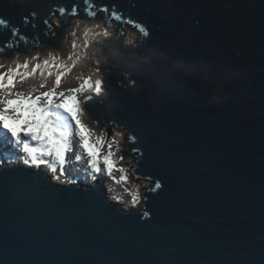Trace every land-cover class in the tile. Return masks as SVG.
I'll return each mask as SVG.
<instances>
[{"label": "water", "instance_id": "1", "mask_svg": "<svg viewBox=\"0 0 264 264\" xmlns=\"http://www.w3.org/2000/svg\"><path fill=\"white\" fill-rule=\"evenodd\" d=\"M73 2L0 0L1 54L58 49L71 15L57 9ZM96 3L150 32L118 22L103 53L115 41L153 67L105 62L108 93L85 115L136 137L124 157L137 153L133 176L153 185L139 212L81 173L60 184L44 168L0 167V264H264V0Z\"/></svg>", "mask_w": 264, "mask_h": 264}, {"label": "snow or ice", "instance_id": "2", "mask_svg": "<svg viewBox=\"0 0 264 264\" xmlns=\"http://www.w3.org/2000/svg\"><path fill=\"white\" fill-rule=\"evenodd\" d=\"M82 3L83 11L88 17L95 18L98 12L103 13L116 22L134 26L146 38L150 36L146 26L131 18H125L121 12L116 10L115 6H101L96 3V0H82ZM79 10L80 5L74 0L70 8L61 6L57 12L61 17L66 15L75 17L79 15ZM36 15L35 12H32L29 16H25L24 23H30V18ZM44 24H48V20H45ZM0 27L8 28L9 22L0 18ZM10 31L17 43L20 41L25 44L29 43L28 38L21 34L19 28L13 26ZM73 35H76L75 32ZM84 35L87 36L88 33L86 32ZM97 35L108 37L110 33L105 27L104 31ZM84 46H88L86 41ZM71 47L76 48V43H73ZM0 51H3V48H0ZM33 59L36 58L33 57ZM68 59L71 60L72 57L69 56ZM79 59L80 57L77 55L76 60ZM75 62L73 61V66ZM50 63L52 67L60 69L66 67L64 64H55L54 61L50 62L48 59L43 61V66L49 67ZM95 63L96 71H100L101 60L97 59ZM2 67L3 65H0V68ZM41 67V64L37 63L31 68V71L21 73L20 68H29V63L24 62L18 64L14 69L10 68L7 72L0 73V143L11 145L12 150L23 153L19 157L23 165L37 170L41 168L50 170L57 181L64 174V165L68 162L69 154H73L76 161L86 160L92 173L106 172L108 176L115 179L114 172H119L121 175L116 182H127L129 179L128 170L118 166L117 159H114L116 153L113 151V146L119 144L116 138L122 136V133L115 132L111 137L107 133L96 134L81 119L82 114L86 111L85 105L88 102L94 104L95 98L103 94V81L96 79L93 82L91 78H86L78 87L58 90L62 78L66 74L64 71H60L55 76L54 86L48 91H41L38 95H33L32 92L25 94L13 91L18 76L22 83L24 79L34 75ZM68 71H71V68ZM41 75H43V71H41ZM48 75L51 76L52 73L49 72ZM45 86L40 85L41 88ZM85 93L87 94L85 95ZM13 96L15 98H11ZM129 139L134 142L136 137L131 136ZM75 149L80 150L79 154H76ZM135 150L139 151V149ZM118 160L123 161L124 156L120 155ZM2 162L0 160V163ZM57 166H59V174H57ZM92 179L95 180L96 176L93 175ZM161 187L160 182L157 181L152 190L155 191ZM131 196L133 202L140 199L136 192H132Z\"/></svg>", "mask_w": 264, "mask_h": 264}, {"label": "rangeland", "instance_id": "3", "mask_svg": "<svg viewBox=\"0 0 264 264\" xmlns=\"http://www.w3.org/2000/svg\"><path fill=\"white\" fill-rule=\"evenodd\" d=\"M111 26V32H110V26L108 25V21L103 13L97 14L95 18L88 17L84 11H80L78 16H69L67 21V26L63 30L65 33V38L60 43L58 49H54L50 45L42 46H33L30 52L21 51V48L17 46L16 44L12 45V56L9 57L7 55V51L1 54L0 52V65H3L2 68H0V73L7 72L10 68L14 69L17 67L18 64H23L24 62L29 63L28 69L20 68L19 71L21 73L26 71H31V68L35 66V64L40 63L41 69L37 70V72L24 79V81L20 82V77L18 76L16 78L15 84L16 87L13 89L14 92H24L25 94L32 92L33 95H38L41 91H48L50 88L54 86L55 76L61 71L60 68L52 67L51 63L49 67L43 66V61L45 59H48L50 62H54L55 64H66L64 61H69V63H73L77 57V55L80 57L79 65L80 67L75 66H69L67 65L65 67L64 72L66 73L65 76L62 78V83L60 85V88L58 90H66L68 88H74L78 87L81 83H83L84 79L91 78V80L94 82L96 79H101L103 81V94L99 97H96L95 99L105 100L107 95V86H106V80H105V74L107 72V69L105 68V62H101L100 64V71H97L99 74H96V68L97 65L95 61L99 59L100 56L104 55L103 51L100 49L102 42L104 40H109L111 38H114L118 35L119 29L115 28V23ZM91 27H100L101 33L104 31L105 27L108 29L110 35L108 37H104L103 35H99L97 37V40L95 42H92L89 38L85 37L81 40L82 46L79 44V36L81 32L84 30H87ZM73 32H75V36L73 35ZM87 40L88 46L85 47V41ZM73 43H76L77 47L72 48L71 45ZM91 45V47H90ZM90 47V48H89ZM82 49L81 51H79ZM71 56L72 59H68V57ZM35 57L36 59H33ZM104 66V67H103ZM71 68V71H68V69ZM75 70V74L77 76H73V72ZM41 71H43V75H41ZM51 72L52 75L49 76L48 73ZM6 82V81H5ZM46 85L45 87L41 88L40 85ZM87 93H85L86 95ZM79 95V94H78ZM11 98H15L14 96ZM82 98V97H81ZM86 106V105H85ZM82 121L89 126L94 133L100 134V133H107L109 137L114 135L115 132L122 133V136L117 137V141H119L118 145L113 146V151L116 153V156L114 159H117L118 166L124 167L128 170L127 175L129 177L127 182H121L117 183L116 180L119 179L121 173L114 172L115 181L109 182L110 188H107L108 196L111 200L121 202L123 207L127 210H137L139 212L142 211V204H143V191L146 188H149L153 185L152 181H148L141 178H136L134 174V168H136V161H137V153H130L127 156L124 157L123 161H119L118 157L120 155H125L128 153V150H126L128 147V143L130 141L129 133L125 129H117L115 125L109 128L108 125L104 124L101 119L92 118V116L85 115V112L81 116ZM102 126V127H99ZM109 130V132H108ZM8 145V144H7ZM6 143H4V146L12 150L11 146H7ZM19 156V155H18ZM19 158V157H18ZM29 167V166H28ZM65 167V166H64ZM59 174V166H57ZM49 175L52 176V180L54 182L60 183V184H70L77 182V178L70 179L67 171L64 169V173L60 180L57 181L54 179L53 173H51L50 170ZM99 179V178H98ZM100 181L105 183V186H107L108 182L104 179H99ZM86 183L92 184L93 182H89L87 180H84ZM136 192L139 194L140 199L136 202H133L131 193Z\"/></svg>", "mask_w": 264, "mask_h": 264}, {"label": "bare ground", "instance_id": "4", "mask_svg": "<svg viewBox=\"0 0 264 264\" xmlns=\"http://www.w3.org/2000/svg\"><path fill=\"white\" fill-rule=\"evenodd\" d=\"M86 32L88 33L87 36L84 35V33H86ZM97 33H101L100 27H91L87 30H84L83 32H81V34L79 36L80 43L78 42V45L80 44L82 46L83 42H81V40L83 38L85 39V37L89 38L92 42H95L97 40V37L99 36V35H97ZM84 41H87V40H84ZM90 47H91V45H90ZM81 50L82 49H80L79 51H81ZM74 61H76L74 66L80 67L79 61L76 59ZM54 62H56V61H54ZM64 62H66V64L69 66L73 65V63H69V61H64ZM66 64H64V65L67 66ZM60 70L64 71L65 68L60 69ZM96 74L98 75L99 73L96 71ZM73 76H77L75 74V70L73 72ZM105 151H106V149H105ZM75 152H76V154H79L80 150L75 149ZM22 155H23V153L20 152V156H22ZM0 160L3 161L2 163H0V167L14 166V165H17V163L23 164L22 160L20 158L16 157L15 151L7 149L3 143H0ZM64 166H65L64 169L67 171V174H68L70 179H75V176L73 174V170H74V172H76V173H82L83 174L82 180L94 182L95 180L92 179L93 175H95L96 178L104 179L105 181L107 180L108 184L106 187H108V188L111 187L109 182L114 183V181H115V179L113 177L108 176V174L106 172L95 173V174L92 173V170H91L90 166L87 164L86 160L76 161L73 154H69L68 162ZM71 168H72V171H71Z\"/></svg>", "mask_w": 264, "mask_h": 264}, {"label": "clouds", "instance_id": "5", "mask_svg": "<svg viewBox=\"0 0 264 264\" xmlns=\"http://www.w3.org/2000/svg\"><path fill=\"white\" fill-rule=\"evenodd\" d=\"M107 49L108 51L99 57L101 62H111L123 72L138 70L141 65L145 64L149 65L150 68L153 67L151 64V54L128 53L115 41L107 45ZM225 99H227V94H225ZM212 100L217 103L221 102L219 97L216 96H213Z\"/></svg>", "mask_w": 264, "mask_h": 264}, {"label": "trees", "instance_id": "6", "mask_svg": "<svg viewBox=\"0 0 264 264\" xmlns=\"http://www.w3.org/2000/svg\"><path fill=\"white\" fill-rule=\"evenodd\" d=\"M109 23H111V22H109ZM111 24H114V22H112ZM115 25H116V27H115V28H117V27H118V24H116V23H115Z\"/></svg>", "mask_w": 264, "mask_h": 264}, {"label": "flooded vegetation", "instance_id": "7", "mask_svg": "<svg viewBox=\"0 0 264 264\" xmlns=\"http://www.w3.org/2000/svg\"><path fill=\"white\" fill-rule=\"evenodd\" d=\"M105 15V14H104ZM118 28V27H117Z\"/></svg>", "mask_w": 264, "mask_h": 264}]
</instances>
